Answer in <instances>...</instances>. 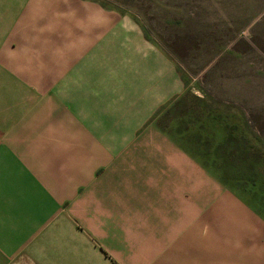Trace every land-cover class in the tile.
Instances as JSON below:
<instances>
[{"label": "crops", "instance_id": "obj_1", "mask_svg": "<svg viewBox=\"0 0 264 264\" xmlns=\"http://www.w3.org/2000/svg\"><path fill=\"white\" fill-rule=\"evenodd\" d=\"M22 24L10 29L19 48L0 44L2 253L26 246L66 264H264L249 225L235 228L233 209L197 186L201 170L185 155L149 154L143 126L112 109L121 104L97 82L57 89L70 83L73 32L48 42L55 33Z\"/></svg>", "mask_w": 264, "mask_h": 264}, {"label": "rangeland", "instance_id": "obj_2", "mask_svg": "<svg viewBox=\"0 0 264 264\" xmlns=\"http://www.w3.org/2000/svg\"><path fill=\"white\" fill-rule=\"evenodd\" d=\"M34 20L55 33L48 42L75 35L70 83L57 89L101 85L121 104L112 109L143 126L137 135L149 138V154L185 155L189 169L201 170L197 186L209 197L217 190L235 228L249 225L250 249L264 250V0H0V44L19 48L10 29ZM27 249L0 251V264H66Z\"/></svg>", "mask_w": 264, "mask_h": 264}, {"label": "trees", "instance_id": "obj_3", "mask_svg": "<svg viewBox=\"0 0 264 264\" xmlns=\"http://www.w3.org/2000/svg\"><path fill=\"white\" fill-rule=\"evenodd\" d=\"M176 46V45H175ZM172 48V52L173 54L177 57V58H180L181 59V51H179V48H178V45H177V48H174V46H171ZM257 122V119H254V117H251L250 120H248V124L250 125V128L252 127V123H256ZM259 129H260V133L264 135V124H260L259 126ZM252 129V128H251Z\"/></svg>", "mask_w": 264, "mask_h": 264}]
</instances>
